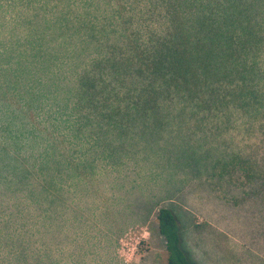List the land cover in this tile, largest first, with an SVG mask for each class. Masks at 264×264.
<instances>
[{
    "label": "rangeland",
    "instance_id": "1",
    "mask_svg": "<svg viewBox=\"0 0 264 264\" xmlns=\"http://www.w3.org/2000/svg\"><path fill=\"white\" fill-rule=\"evenodd\" d=\"M152 19L184 22L209 78L264 72V0H0V264H124L130 232L128 264H167L160 207L192 264H264V193L244 171L264 177V117L165 109L130 78L129 98L96 95Z\"/></svg>",
    "mask_w": 264,
    "mask_h": 264
},
{
    "label": "trees",
    "instance_id": "2",
    "mask_svg": "<svg viewBox=\"0 0 264 264\" xmlns=\"http://www.w3.org/2000/svg\"><path fill=\"white\" fill-rule=\"evenodd\" d=\"M173 20L136 22L141 32L135 30L126 37L129 49L125 60L97 70L95 78L101 85L96 95L116 100L129 98V93L124 90L130 78L143 82V91L152 98L153 103L161 99L157 101V106L162 107L163 104L165 109L171 100H190L197 102L194 106L197 110L224 112L229 105H235L264 117V88H257V85L264 86V72L259 68L247 67L225 71L223 75L214 73L209 78L204 74L212 71L210 67L213 66L207 57L197 55L200 39L181 31L184 27L178 23L183 21ZM148 23L150 26L157 24L162 34L151 30L153 28ZM169 27L174 31L164 35L165 28ZM143 30L147 34H143ZM58 61L56 58L55 62ZM253 73L257 76V84ZM85 86L93 88L90 83ZM244 171L250 184L258 181L259 193H264V177H256L251 170L247 173L248 169ZM156 223L157 231L165 242L167 264H192L182 249L181 229L173 212L165 207L158 208Z\"/></svg>",
    "mask_w": 264,
    "mask_h": 264
},
{
    "label": "built area",
    "instance_id": "3",
    "mask_svg": "<svg viewBox=\"0 0 264 264\" xmlns=\"http://www.w3.org/2000/svg\"><path fill=\"white\" fill-rule=\"evenodd\" d=\"M131 232H130V237L127 239H121L119 241V257L123 260L124 264H128L131 261L132 256L136 251H138V246L140 244V241L137 242V240L134 242H130L131 239ZM144 238V237H141Z\"/></svg>",
    "mask_w": 264,
    "mask_h": 264
}]
</instances>
